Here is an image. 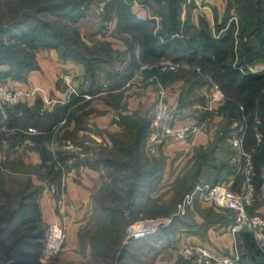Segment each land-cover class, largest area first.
<instances>
[{"label":"crops","instance_id":"crops-1","mask_svg":"<svg viewBox=\"0 0 264 264\" xmlns=\"http://www.w3.org/2000/svg\"><path fill=\"white\" fill-rule=\"evenodd\" d=\"M108 1L110 0H92L87 11H92L93 7L97 6L105 13ZM149 3H152L151 0H132L130 6L139 19L157 20V16L153 15L148 8ZM106 18L105 22L113 23V29L109 36L102 39L105 46L97 49V52L104 56V62L96 72L89 71L83 62L64 58L61 51L55 47H43L37 52L38 68L31 70L23 80L9 77L5 81L16 88L42 87L47 97H60L68 88L66 75L73 71L78 77L75 82L80 86L78 80L81 79L83 82L81 86L86 90L83 93L90 97L81 96L78 99L80 102L81 100L83 103L86 102L83 107L73 104L69 108L68 114L74 110L69 120L68 116L59 117L60 120L49 131L35 123H31L26 129L11 128L7 125L8 112L0 108V174L7 169L12 174L25 176V178L29 175L27 183L40 184V178L50 179L49 176L47 177L46 166L49 161L45 160L44 149L54 156L57 151L64 153L70 145L75 144L73 150L76 148L77 151L79 143L76 138L80 133L87 134L92 140L93 146L86 155L87 162H80V165L79 162L72 163L77 171L75 174L70 173L68 177L66 176L69 241H80L79 233L86 227L88 221L86 216L91 215L95 193L103 185L105 174L113 175L112 172L115 169L110 166L111 163L109 164L108 160L119 157L121 149L135 148L136 157L140 155L141 159L147 156L145 153L149 151L147 142L136 145L121 138L127 132H136L141 119H151L159 88V75L155 72L154 62H142L139 66L132 68L135 59H141L143 48L138 41L133 43L135 38L131 33L118 30L119 18L115 13ZM206 19L208 22L211 21L208 17ZM82 20L78 22L81 26L78 29L83 38L84 33H87L90 28L85 27L81 23ZM215 20L213 18V21ZM117 40L120 41L119 44L116 43ZM91 43L88 42L90 47L93 46ZM146 63L148 67L140 73L139 67ZM258 65L262 67L264 63ZM162 80L168 90L166 101L170 106L179 105L185 108V105L186 107L188 105L187 108L198 112L197 116H202V119L206 118V113L210 114L211 117L205 120L211 121L207 123L199 119L195 120V123L197 121L200 125L202 124V128L191 139L168 142L160 147L158 152L150 158H153V161L157 159L160 166L158 164L153 174L142 180L152 184L162 183L164 187L156 196L166 194L172 199L177 192H181V196L186 195L193 183L201 181L229 185L236 191H243L247 184L242 171L246 161L244 147H247V144L237 145L236 140L241 134H245L244 125L239 123L237 117L230 119L227 123L226 117L229 116L225 112L204 111L203 106L209 95L207 82L197 83L188 75L179 78L167 76L160 81ZM114 84L119 86L114 88ZM45 93L39 92L29 103L31 107H34L38 100L44 101V107L39 116L43 114V108L53 112L57 106L56 104L49 107L45 105ZM83 122L86 126L80 125ZM205 125L208 128H203ZM19 132L23 135L20 138L16 137ZM72 135H76L73 140ZM82 156L84 154H81ZM82 159L84 161L85 157ZM38 186L41 187L38 199H40L39 208L43 222L49 224L55 217L62 219L59 213L61 206L58 203V196L50 191L49 186L44 184ZM259 194L260 198L264 199V186ZM252 210L263 214L264 202L257 209L252 207ZM180 216L182 219L172 221L174 224L171 222L173 226H170L167 231L158 232L155 241H164V248L172 250L171 247L176 246V242H179L182 247L189 244H204L218 254L239 253L240 264H256L244 235L240 232L235 233L231 229L234 215L229 209L205 202L199 197L189 206L187 214ZM160 255L162 254L156 255L157 258L155 256L154 264H176L178 261L172 254L169 255L171 259L163 258L170 263L162 261Z\"/></svg>","mask_w":264,"mask_h":264},{"label":"trees","instance_id":"trees-1","mask_svg":"<svg viewBox=\"0 0 264 264\" xmlns=\"http://www.w3.org/2000/svg\"><path fill=\"white\" fill-rule=\"evenodd\" d=\"M5 1L13 2V0ZM91 1L17 0L15 4H21L23 7H21L19 12L17 8V10L13 9V18L7 24L5 23L6 25L2 24L0 26V65L6 64L10 66L8 70H0V82H5L9 77L19 80L25 79L31 70L38 68L37 52L43 47H55L61 51L64 58H73L76 61L83 62L87 65L89 71L92 73L96 72L104 62V56L102 54L100 56L97 55L98 53L95 51L86 52L80 49L75 35L77 34L81 40L83 39L79 34L78 27L76 29L77 32L73 29L76 28L74 25L77 26L78 22L87 15ZM131 1L110 0L107 4V12L115 13L119 18L118 30L131 33L143 48L141 59H135L132 68L146 61L159 63L163 59H169L178 62H190L210 69L213 72L214 78L220 81L219 83H221L222 88L231 96L230 111L225 113L231 119L234 117L243 119L245 115V117L248 116L249 118V122H247V125H244L243 131L246 134L245 144H247L250 150L254 149V182L257 190L260 191L264 186V66L258 68V71H252L247 67L249 64H262L261 62L257 63V60L264 57V46L261 45L262 51H258L248 43V48L238 51L239 38L235 35L232 28H227L228 19H224V23H220L219 18L216 19V31L207 28L202 30L198 36H186L181 27L180 12L175 11L174 7L170 15V27L167 24L168 22L165 21L164 29L157 30L155 20L139 19L133 13L130 6ZM158 1L160 2L161 0ZM2 2L3 0H0V5ZM170 3H176V9H179L182 4L179 0H172ZM252 7L255 10V4L252 3ZM252 12H248L244 17V21L247 24L249 23V28H251L249 37L254 34L253 31L257 29L256 27L264 25V19L262 18L260 21L258 20L257 26L255 25L256 22L253 20L254 13ZM107 17H111V14H107ZM202 21L206 24L208 22L204 17ZM4 35L8 37L4 38ZM131 45L133 44L131 43ZM155 72L162 79L167 76L174 78L180 76V74L174 72H162L160 66L155 67ZM196 82L204 83L205 81L198 78ZM117 85L114 84L113 87L117 88L119 86ZM80 97L74 96L71 102L67 104H56V109L53 112H50L47 108H43L44 111L41 116L39 114L42 107H44V101L38 100L34 107H31L28 103H20L12 107V109L11 107L7 108L9 114L7 125L11 128L26 129L31 123H35L49 131L61 117L68 116V120L72 117V111L74 110L69 114L68 110ZM239 104L244 106L243 110L240 109ZM226 109L225 111L228 110ZM139 122L138 130L136 132L133 131L136 134V139L131 141L136 145L144 143L150 129V120L141 119ZM22 136L20 132L16 134V137L20 138ZM136 152L135 148L132 150L121 149L119 157H112L108 160L109 164L111 163L110 166L115 169L112 172L115 177L124 171L125 173L129 171L130 175L126 177V180L122 179L126 185L130 184L129 193L142 189L145 184L150 185V182L147 183L142 179L153 174L158 164L160 166L158 160L154 159L153 161V158L150 159V163L143 162L145 157L143 159H141L140 155L136 157ZM43 153L45 160L49 161L46 166L47 177L49 176L52 182L61 186L64 177L63 170L58 167V162L66 165L63 162L66 158L61 156L64 153L59 152L56 158L49 154L46 149L43 150ZM84 162H87L86 157ZM195 185L196 183H193L188 188L189 191L186 190L190 192ZM2 189L4 187L0 190ZM40 190L41 187L38 186L30 194L31 196H28V198L34 201L30 209L22 212L25 210L27 204L23 203L20 209H14L11 213H9L10 210L7 211L10 215V223L15 218L22 216L25 220L32 219V209L33 206H37L35 200ZM4 209V204L0 202V218L5 212ZM250 212L254 213L252 208H250ZM39 219L42 221L41 214H39L37 220ZM180 219H182V216L177 215L173 219V222ZM171 224L160 231H167L174 223ZM6 228L8 227L0 228V240H3L0 241L1 244L5 242L2 238H4ZM240 233L244 235L245 242L256 264H264V254L258 247L253 233L248 229H244ZM128 250L130 249L126 248L122 252L126 253Z\"/></svg>","mask_w":264,"mask_h":264},{"label":"rangeland","instance_id":"rangeland-1","mask_svg":"<svg viewBox=\"0 0 264 264\" xmlns=\"http://www.w3.org/2000/svg\"><path fill=\"white\" fill-rule=\"evenodd\" d=\"M170 1L172 0H161L160 2L158 0H151L152 3H149V10L152 11L153 15L157 16V20H155L156 28L158 27L157 30L164 29L165 21L168 22L167 24L170 27V15L174 7L175 11L177 10V12H180L179 18L181 20V27L183 29V33L186 36H198V34L202 32V30H205L207 28L216 31L217 21H213V18H219L220 23H224V19H228L229 22L227 24V28H232L235 32V35L239 38L237 46L238 51H242V49L248 48V43L256 48V50L262 51L261 47L264 46V25L256 27L257 29L253 31L254 34L249 37L251 28H249V23L247 24L246 21H244V17L245 14H247L248 12L251 13L253 11V20L254 22H256L255 25L257 26L258 20L260 21L261 18L264 19V0H179L182 3L179 9L175 8L177 5L176 3H170ZM13 2L10 3L3 0V2L1 3L0 26L5 23L7 24L8 21L13 18V9L17 8L19 12L21 10V7H23L21 4H15L17 0H13ZM252 3L255 4V10L252 7ZM100 11V8H97V6H94L92 11H87V15L83 18L81 23H83L85 27H89L90 30L87 31V33H84V37L82 38L83 40H81L80 37L77 36V34L75 35L77 42H79V48L86 52H91L93 49H96L93 51L97 52V49L105 46L102 43V39H104V37L106 36H109L111 34L110 31L113 29V23H110L108 20V22H105V19H107L106 14L110 15L113 12L103 13L104 10L101 12ZM203 17H208L209 19H211V21L207 22L206 24L202 21ZM74 27H76L73 28L76 32L77 27L81 28V26H79L78 24L77 26L74 25ZM6 37L8 36L4 35V38ZM88 42H92L91 44H93V46L90 47ZM116 43L119 44L120 41L117 40ZM133 43H136L135 39H133ZM97 53V55L100 56L101 53ZM261 59L259 58L257 60V63H264V57ZM165 61H169V59H163L159 63H155V67L160 66L162 72L166 73L174 72L176 74H180V76L188 75L194 81H196L198 78L204 79V81L209 84V95L206 99L205 105L203 106L204 111H230L229 104L231 96L229 95V93H226L223 88L222 89L225 92L224 100L211 103V87L213 83H219L220 81L214 78L213 72L210 69L203 68V66L201 65L193 64L190 62H179V67L175 69L165 70L163 69L164 65L162 64ZM9 68V65H0V70L5 71ZM247 68L252 71H257L260 66L249 64ZM70 72L71 75L73 74V83L77 86L78 84L75 82V80H77L78 77L75 75V73H73V71ZM161 79V76H159L158 86L159 88L163 87L168 94L166 84L163 80L160 81ZM78 83H80V86H77L78 89L81 92H85V88L81 86V84L83 83L81 79L78 80ZM219 84L221 86V83ZM79 102L80 100H77V102H75L74 104H78L83 107L86 103H83L82 100L80 103ZM239 105L240 109L243 110L244 106L242 104ZM187 107L186 105L185 108L184 106L177 105L178 120L180 122L200 125V123L197 121L195 123V120L199 119V121L201 122L210 123L211 120H205L206 118L211 117L210 114L206 113V118L202 119V116H197L198 112ZM225 109L227 111H225ZM3 110L7 111V108H3ZM245 116L243 117V119L238 120L242 125H247V122H249L248 116ZM230 119V117H226L227 123H229ZM80 125L86 126V123L83 122ZM203 128L208 127L205 125L203 126ZM194 135H191L186 140L191 139ZM75 136L76 135L71 136L72 140ZM245 136L246 134L240 135V137H243L244 140L242 144L246 143ZM76 139V141L79 143V148H77V151L76 148L75 150H73V146H75V144L72 143L74 145H70L66 150H64V154H61L63 158H66V160L63 161L66 163V165L58 162V167L63 170L64 178L66 176L68 177L70 173H76L77 169L74 168L72 163L79 162L78 164L80 165V162H84L82 157H86L87 153L93 146V142L87 134L80 133L78 134V137ZM134 139H136V134H134L133 131L127 132V134H125L121 138V140L126 141H133ZM88 140H90L89 144H87ZM144 142H147L148 145L150 144L147 138ZM253 151L254 149L250 150L248 147H244V153L250 154L252 156V161L254 162ZM79 152L82 155L84 154V156L81 157V154L79 155ZM57 154L58 151L54 155L55 158L57 157ZM145 154L147 156H145L143 162L150 163V158L153 154L150 151ZM242 171L245 174V165ZM128 172L129 171L125 173L124 171L122 174L116 177L115 175L108 176L107 174H105L103 185L101 184L102 186L95 193L96 197L94 199V202L92 203L93 209L91 211V215L89 217L86 216V219L88 220L85 225L86 227L81 229L79 233L80 241H69L68 237L64 249L60 255L52 258H46L43 254V244L48 224H44L43 220H37L40 214L39 212L41 211L39 208L40 199H38V195L35 200L37 206H33L32 209V219L25 220V218L22 216L15 218V220L11 221L10 223L9 213H11L12 210L14 211V209H20V206L23 205V203L27 204L25 210H23L22 212L30 209L34 201L31 200V198H28V196H31L30 194L33 193L34 189H36L38 185L44 184L45 181L50 184L56 183L49 181L50 179H45L44 177L40 178V184L34 182L30 184L29 182L27 183L29 175H27V177L25 178V176L12 174L7 169L3 170V172H1L0 174V187H4V189L0 190V202L4 204L5 212L0 218V228H8H6L4 238H2L5 242L3 244L0 243V264H154L153 262L154 260H156L155 256L158 254H162L160 255L162 257V261H169L165 259H169V255L172 254L174 258L178 259V261H176V264H189L180 259V251L185 246L182 247L179 242H176L177 245L172 246V250H169L167 248H164V241H155L160 230L142 239H129L128 236L130 233V226L137 221L156 218L165 219L170 217H173L174 219L175 216H177L179 204L184 200L186 195L180 196L181 192H177L175 198L173 197V199L167 197L165 193V196L162 195L160 197H157L156 195L159 193L161 188L164 187L160 182L154 184L150 183V185L145 184L144 188L137 189L134 190V192L132 191V193H129L128 191L130 189V184L126 185L122 181V179L126 180V177L130 175ZM24 185L25 187L23 188ZM181 185L184 184L181 183ZM255 194L256 200L253 205L250 206V208L255 207L257 209L258 206H261L263 204L264 199L260 198V194L256 186ZM188 208L189 207H187V211ZM8 210H10L9 213L7 212ZM232 214L235 215L233 211ZM54 219L55 218H53L52 220ZM126 248H129L130 250H128V252L126 251V253H123L122 251H124V249ZM120 255H122L121 258Z\"/></svg>","mask_w":264,"mask_h":264},{"label":"built area","instance_id":"built-area-1","mask_svg":"<svg viewBox=\"0 0 264 264\" xmlns=\"http://www.w3.org/2000/svg\"><path fill=\"white\" fill-rule=\"evenodd\" d=\"M103 9V8H102ZM163 69H175L180 66L177 61H165L162 63ZM148 65L140 67L142 73ZM258 71V69H257ZM73 75V74H72ZM71 72L66 76L68 84L67 90L60 97H47L42 87L31 89L16 88L8 82H0V108L14 107L20 103H31L34 97L39 93H45V105L47 107L55 104L70 103L74 96L90 97L81 92L73 83ZM225 92L219 83H213L211 87V103L224 100ZM167 93L163 87L157 92L153 113L150 119V134L148 145L149 151L154 155L159 148L170 141H183L191 135L198 133L201 125L194 123H185L178 120L177 107L170 106L167 101ZM33 130V128H31ZM243 137L236 140L237 145H242ZM90 142L87 141V144ZM246 156L245 177L246 187L243 191H236L229 185L213 184L210 182H198L194 188L186 194L184 200L179 204L177 215H185L187 207L192 205L197 198L205 202L213 203L221 208L229 209L235 213L234 223L231 226L233 232L238 233L244 229L250 230L257 242V245L264 254V214L251 213L249 208L256 200L255 182H254V162L252 156L244 153ZM44 185L50 187V191L58 196V203L61 206L60 214L62 219L55 217L46 228V235L43 244V254L46 258H52L60 255L68 239L69 216L66 213V177L63 178L61 186L50 184L46 181ZM173 221L170 218H156L137 221L130 226L129 239H142L154 232L168 226ZM138 223H144L141 231L135 233L132 231ZM153 224V225H152ZM145 225H149L145 227ZM151 225V226H150ZM180 259L189 264H240L241 256L239 253L233 255L218 254L204 244L187 245L180 251Z\"/></svg>","mask_w":264,"mask_h":264},{"label":"bare ground","instance_id":"bare-ground-1","mask_svg":"<svg viewBox=\"0 0 264 264\" xmlns=\"http://www.w3.org/2000/svg\"><path fill=\"white\" fill-rule=\"evenodd\" d=\"M153 225V224H152ZM149 225H145V227H148ZM151 226V225H150ZM141 227H144V223L142 224V223H138V224H136L134 227H132V231H134L135 233H137V232H139V231H141L143 228H141Z\"/></svg>","mask_w":264,"mask_h":264}]
</instances>
